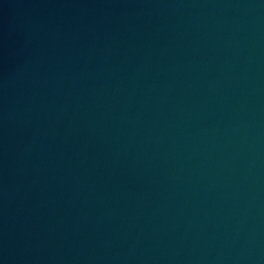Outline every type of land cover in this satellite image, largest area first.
Masks as SVG:
<instances>
[{
    "label": "water",
    "instance_id": "water-1",
    "mask_svg": "<svg viewBox=\"0 0 264 264\" xmlns=\"http://www.w3.org/2000/svg\"><path fill=\"white\" fill-rule=\"evenodd\" d=\"M0 264H264V0H0Z\"/></svg>",
    "mask_w": 264,
    "mask_h": 264
}]
</instances>
